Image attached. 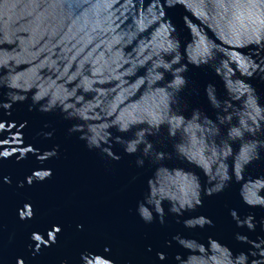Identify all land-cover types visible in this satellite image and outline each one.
I'll list each match as a JSON object with an SVG mask.
<instances>
[{"label":"water","instance_id":"water-1","mask_svg":"<svg viewBox=\"0 0 264 264\" xmlns=\"http://www.w3.org/2000/svg\"><path fill=\"white\" fill-rule=\"evenodd\" d=\"M262 37L264 0H0V264H264Z\"/></svg>","mask_w":264,"mask_h":264},{"label":"clouds","instance_id":"clouds-1","mask_svg":"<svg viewBox=\"0 0 264 264\" xmlns=\"http://www.w3.org/2000/svg\"><path fill=\"white\" fill-rule=\"evenodd\" d=\"M264 38V37H262ZM29 110H32L31 108ZM69 132H71V129H69ZM51 136V133L49 134H46V138H50ZM143 216V214H141ZM143 218L145 219L146 222H151V217H148V216H143ZM161 223H163V220L160 221ZM208 225L211 226L212 225V222L211 220H208Z\"/></svg>","mask_w":264,"mask_h":264}]
</instances>
